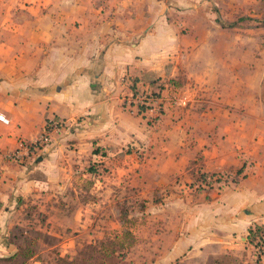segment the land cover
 I'll use <instances>...</instances> for the list:
<instances>
[{"label": "crops", "instance_id": "crops-1", "mask_svg": "<svg viewBox=\"0 0 264 264\" xmlns=\"http://www.w3.org/2000/svg\"><path fill=\"white\" fill-rule=\"evenodd\" d=\"M244 3L251 0H0V263L19 257L13 231L23 227L16 222L22 204L57 198L68 186L77 199L81 161L151 146L145 120L122 106L134 79L137 91L157 89L154 81L163 86L165 116L154 135L176 140L154 148L163 157L146 160L142 174L156 181L186 175L196 155L201 172L244 166L245 174L168 206L151 264L256 260L247 235L264 226V26L225 30L217 25L222 13L211 11ZM173 94L187 107L178 123L168 109ZM49 119L68 125L31 160L5 159ZM73 209L67 228L80 226Z\"/></svg>", "mask_w": 264, "mask_h": 264}, {"label": "rangeland", "instance_id": "rangeland-1", "mask_svg": "<svg viewBox=\"0 0 264 264\" xmlns=\"http://www.w3.org/2000/svg\"><path fill=\"white\" fill-rule=\"evenodd\" d=\"M211 11L220 16V12L222 13L223 19L218 20L217 25L225 30L236 29L241 33L264 26V0H251V4L247 5L244 3L237 6L211 7ZM242 36L241 38L245 39ZM170 105L171 108L168 109L173 112L172 117L177 118V121H173L182 122L187 107L182 104ZM127 112L130 114L129 110ZM163 115L165 116V111L158 121L138 117L145 120L151 133L155 134L160 130ZM180 128L181 134L183 125H180ZM154 134H150V137H153L148 142L150 147L146 146V143H139L129 149V145L125 152L116 157L110 156V160L108 157L104 161L90 157V160L87 158L81 161L78 165L80 173L74 177L77 182H74L73 186L78 189L77 199L71 198L70 193L74 190L68 186L57 198L45 199L47 201L39 199L32 205L22 204L23 210L16 222L22 223L23 227L13 231L18 239L19 257L4 260L0 264H151L157 255V240H154V236L157 237L162 233V228H166V222L163 221L165 218L161 217L168 215L167 207L181 206L189 200L194 202L199 195L218 190L216 185L208 187L204 183L195 182L201 171L198 155L194 156L186 175L180 174L170 180L156 181L142 174L146 160L163 157L160 150L155 151L159 144L172 140L170 137L164 139L161 135L156 136L158 133ZM170 143L174 145L176 140ZM164 154H167V150ZM117 157H120L122 162L119 163L120 158ZM166 159L168 157H165ZM129 167V174L123 175L121 170ZM158 167L166 170L169 166L162 164ZM90 168L97 170L94 180L88 175L82 177ZM232 173H229V179L234 176ZM241 178L237 177L236 181ZM78 200L95 203L86 206L81 205ZM72 207H78L80 226L67 228L63 219L75 216L71 212ZM39 209L44 213L39 214ZM263 244L251 249L255 257L257 252H264ZM27 254H31L33 260H28L25 257ZM253 260L251 254L250 262L246 263L257 264ZM216 264L244 263L224 256Z\"/></svg>", "mask_w": 264, "mask_h": 264}, {"label": "built area", "instance_id": "built-area-1", "mask_svg": "<svg viewBox=\"0 0 264 264\" xmlns=\"http://www.w3.org/2000/svg\"><path fill=\"white\" fill-rule=\"evenodd\" d=\"M169 102L176 105H185V98L179 94H173L169 98ZM122 106L130 113L137 116L149 118L150 121H158L165 111L161 92L158 89H148L144 91H137L135 94L131 91L129 95L122 98ZM127 110V111H128ZM135 110V111H134ZM0 120H4L0 116ZM68 122L61 119L46 120L41 133L32 142L21 141L16 150L5 154V159L9 162L22 164L34 158L44 147H46L51 140L54 133H58L67 127ZM217 189L220 190L221 184L214 183ZM264 246V244H263ZM262 259L264 252H257ZM258 263L256 260L255 262Z\"/></svg>", "mask_w": 264, "mask_h": 264}, {"label": "trees", "instance_id": "trees-1", "mask_svg": "<svg viewBox=\"0 0 264 264\" xmlns=\"http://www.w3.org/2000/svg\"><path fill=\"white\" fill-rule=\"evenodd\" d=\"M264 24V20L263 23ZM138 82L137 79H134L132 83V85L130 86L131 91L133 92V94H135L137 92L136 89V83ZM154 86H156V88L161 91L162 90V85H159L157 82L154 81ZM167 85L169 87H172L174 89L181 87V83L180 81H176V80H170L169 82H166ZM158 84V85H157ZM243 170H244V166H242L241 168L235 170V171H225V172H220V173H204V172H199L195 182L197 183H204L206 186L208 185V187H213L212 185L214 183L216 184H221L220 187H226L232 183L237 182L236 179L237 177H245V174H243ZM88 172L94 176H96L97 170L93 169H88ZM233 172V173H232ZM229 173L234 174V176L232 178L229 179ZM226 178V179H225ZM228 178V179H227ZM143 209V207H142ZM144 210H145V205H144ZM247 243L248 245H250L252 248H258L260 247L261 244L264 243V226H260V225H254L253 227H251L248 230V235H247ZM31 254H27V256H25L26 258L30 257ZM260 256L256 254V261L259 263L260 262ZM71 264H76V263H71Z\"/></svg>", "mask_w": 264, "mask_h": 264}]
</instances>
